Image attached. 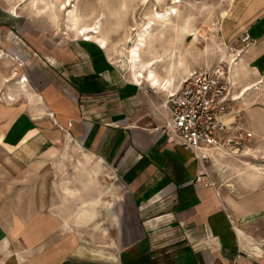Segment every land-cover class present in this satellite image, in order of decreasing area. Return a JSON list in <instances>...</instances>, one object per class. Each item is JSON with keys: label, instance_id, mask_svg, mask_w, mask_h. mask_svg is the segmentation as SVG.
I'll use <instances>...</instances> for the list:
<instances>
[{"label": "crops", "instance_id": "crops-1", "mask_svg": "<svg viewBox=\"0 0 264 264\" xmlns=\"http://www.w3.org/2000/svg\"><path fill=\"white\" fill-rule=\"evenodd\" d=\"M17 21L0 8V58L22 65L0 72V264H264V171L226 179L224 155L197 161L155 130L168 114L145 77L98 43L36 41ZM225 24L237 47L251 39L237 76L262 105H237L264 132V0H233Z\"/></svg>", "mask_w": 264, "mask_h": 264}, {"label": "rangeland", "instance_id": "rangeland-1", "mask_svg": "<svg viewBox=\"0 0 264 264\" xmlns=\"http://www.w3.org/2000/svg\"><path fill=\"white\" fill-rule=\"evenodd\" d=\"M47 1L54 2V5L51 3L48 9L43 10L41 8L42 10L39 11L32 9L30 3L24 0H0V8L9 10L10 15L18 20L20 29L27 28L28 35L34 37L36 41L42 39L56 44L84 40L82 35L78 36V31L73 24L76 18L81 25L94 24L100 20L102 35L107 37L110 47L109 51L104 49V52L120 69L128 74L130 68L126 59V51L137 42L138 34L149 19L153 17L155 9L163 12L174 6L178 11L173 16L171 28L167 29L161 37L158 34L154 37V55L161 59L156 67L160 78L170 79L174 90L179 86L180 79L189 71L207 68L223 62L228 64L230 69L231 66H234L235 78L238 82L237 62L240 60L239 57L242 52H245L247 48L243 46L244 50L240 52L241 48L230 41V37L226 33L225 23L233 0H179L177 3H174L173 0H164L159 5H154L146 0ZM69 1L70 5L63 9V3ZM41 5L40 3L39 7ZM1 50L0 47V52H2ZM9 58H0V72L4 76L12 75L13 72H17L18 67L22 66L20 62H14ZM249 84L240 85L239 82L237 83L239 87L237 91H241L238 102L245 101L252 102V105L256 106L262 105L259 102L262 94L260 91H255L258 89L257 86L247 93L243 92ZM142 87L147 92L158 95L160 103L166 98V92L161 89L156 91V87L150 85L146 77L142 79ZM19 89L25 94L27 93L24 85ZM5 90L8 91V85L3 83L1 91L4 92ZM245 96L248 99H244ZM238 107L240 108L239 105ZM249 136L250 140L244 141L236 154H231L229 158H226L228 165L233 169L225 171L226 165L220 166V172L225 175L226 179H232L238 174L236 169L240 165L252 168L261 167L264 171V132H261L259 128L250 129ZM246 150L249 152L247 153ZM98 179L103 186L111 184L115 180L108 173L107 175L100 174ZM76 202L77 204L73 206H80V201L77 200Z\"/></svg>", "mask_w": 264, "mask_h": 264}, {"label": "built area", "instance_id": "built-area-1", "mask_svg": "<svg viewBox=\"0 0 264 264\" xmlns=\"http://www.w3.org/2000/svg\"><path fill=\"white\" fill-rule=\"evenodd\" d=\"M241 41L240 52L248 46L249 35L245 33ZM235 77L223 62L189 72L160 103L168 119L155 130L188 150L197 161L216 162L219 156L236 154L243 142L250 140V132L243 125L242 109L237 105L241 91H237ZM194 182L207 185L210 179L200 172ZM226 264L249 263L234 257Z\"/></svg>", "mask_w": 264, "mask_h": 264}, {"label": "bare ground", "instance_id": "bare-ground-1", "mask_svg": "<svg viewBox=\"0 0 264 264\" xmlns=\"http://www.w3.org/2000/svg\"><path fill=\"white\" fill-rule=\"evenodd\" d=\"M24 1L29 2L32 9H37L38 11L42 9L43 10L48 9L51 3L52 5H54V2L50 3L47 0H24ZM146 1L152 2L154 5H159L164 2V0H146ZM173 1L174 3L179 2V0H173ZM40 3L42 4L41 7H39ZM63 4L64 5L62 8L66 9L67 6L70 5V1L68 3L64 2ZM177 11L178 10H176L174 6L170 7L168 10L163 12L155 9L153 17L149 19V21L144 25V28L138 34L137 42L133 44V46L126 51V59L129 62L130 75H133L138 80H140L139 76L141 78L144 77H146L147 79L150 78L153 83L161 84L159 74L156 71V67L161 61V59H159L157 56L154 55L155 53L154 51L155 47H153L154 37H156L157 34L159 35V37H161L167 29L171 28L170 26H172L171 23L173 20V16L177 14ZM73 24L75 25V29H77L78 31L77 32L78 36L82 35L84 37L83 38L84 40L98 43L103 49L109 51L110 49L109 42L107 37L102 35V26L100 20H98L94 24L81 25L78 19L76 18ZM239 59L241 58L239 57ZM231 69L234 71L236 76V70L234 69V66H231ZM22 81H26V78H23ZM168 83H170V81H167V84ZM253 87L256 88L254 84L248 85L247 87H245L243 92L247 93ZM170 90L171 91L169 92L173 91L172 88ZM248 152L249 150L247 151V153ZM253 169L256 171H262L259 168H253Z\"/></svg>", "mask_w": 264, "mask_h": 264}]
</instances>
